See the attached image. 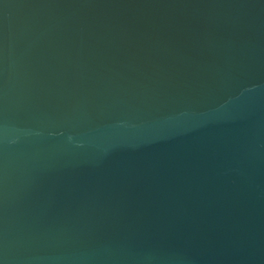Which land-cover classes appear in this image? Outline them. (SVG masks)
Segmentation results:
<instances>
[{
  "label": "water",
  "instance_id": "obj_1",
  "mask_svg": "<svg viewBox=\"0 0 264 264\" xmlns=\"http://www.w3.org/2000/svg\"><path fill=\"white\" fill-rule=\"evenodd\" d=\"M0 264H264V0H0Z\"/></svg>",
  "mask_w": 264,
  "mask_h": 264
}]
</instances>
